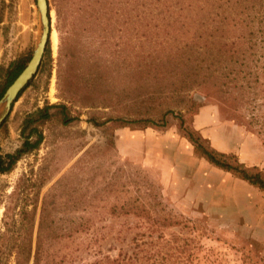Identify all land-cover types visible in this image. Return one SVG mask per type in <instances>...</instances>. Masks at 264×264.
Here are the masks:
<instances>
[{
    "label": "rangeland",
    "instance_id": "obj_1",
    "mask_svg": "<svg viewBox=\"0 0 264 264\" xmlns=\"http://www.w3.org/2000/svg\"><path fill=\"white\" fill-rule=\"evenodd\" d=\"M50 1L49 55L44 53L0 124V154L21 145L25 115L44 104L64 102L74 119L64 124L54 114L39 124V147L0 172V264H14L18 248L13 244L25 237L19 213L33 207V239L42 208L48 211L40 264H90L120 252H138L143 264H264V190L208 162L171 114L164 128L111 119L131 109L152 115L181 110L203 144L264 172V57L220 59L210 69L201 58L197 75L178 92L171 90L177 77L140 73L124 79L110 70L106 82L88 89L86 65L74 59L62 91ZM36 31L35 0H0V79L10 61L29 60ZM153 32L140 28L136 39L141 58L150 53L147 61L170 52L155 51V43L147 41ZM256 70L257 81L249 73ZM121 206L149 209L153 225L132 212L121 213ZM163 218L176 223L159 227Z\"/></svg>",
    "mask_w": 264,
    "mask_h": 264
},
{
    "label": "trees",
    "instance_id": "obj_2",
    "mask_svg": "<svg viewBox=\"0 0 264 264\" xmlns=\"http://www.w3.org/2000/svg\"><path fill=\"white\" fill-rule=\"evenodd\" d=\"M50 2L55 10V28L58 31L57 82L62 91L64 87L60 85L61 81L67 80L69 64L74 59L86 65L84 75L88 89L91 84L99 87L106 82L110 77L107 73L110 70L112 74L124 79L127 77L133 79L140 73H152L156 79L166 76L177 77L178 81L175 79L171 82V90L178 92L197 75L202 59L209 61L208 69H210L215 61L220 59H232L235 63L239 59L248 57H252L255 61L264 57V0H51ZM65 25L67 27L64 29ZM140 28L154 29V36L147 41L155 43V51H159L161 47L169 48L170 52L166 58L159 57L158 61L155 58L147 61L146 58L150 53L145 56L143 54L141 58L138 49L140 45L136 41ZM84 32L91 33L84 35ZM111 33L114 35H109ZM107 34L114 40L111 48L106 45ZM82 36L83 38L85 36L86 44L94 47L93 51L81 42ZM45 54L49 55V46ZM104 55L105 58L102 57ZM25 61L26 57L20 56L10 61L3 70L0 79V97L22 70ZM249 73L253 74L257 81V70ZM54 107L60 109L56 113L51 112ZM54 114H58L64 124L74 119V116L68 113L64 102L44 104L28 112L22 122L23 141L14 152L0 154V172L10 171L22 155L39 147L43 135L38 126ZM168 114L177 118L176 125L182 135L208 162L264 190L262 170L255 167L253 170L249 169L238 161L233 153L218 152L203 144L200 136L185 123L181 110L176 112L172 108H166L159 114L152 115L148 110L140 112L131 109V111L126 110L124 114L116 113L111 119L118 125L164 128L169 123ZM119 211L124 214L132 212L143 217L149 222V226L154 223L149 209L145 207L121 206ZM19 214L25 237L19 244L17 242L13 244L18 248L15 252L14 264L30 262L40 264L44 247V237L41 233L47 227L45 223L47 208H42L35 239H33L35 207L30 210L22 208ZM175 223L169 218H163L159 222V227L172 226ZM149 256L147 260L150 259ZM90 264H143V261L138 252L130 254L120 252L115 256L102 255Z\"/></svg>",
    "mask_w": 264,
    "mask_h": 264
},
{
    "label": "water",
    "instance_id": "obj_3",
    "mask_svg": "<svg viewBox=\"0 0 264 264\" xmlns=\"http://www.w3.org/2000/svg\"><path fill=\"white\" fill-rule=\"evenodd\" d=\"M37 11V31L34 47L29 60L22 70L6 87L0 97V124L9 113L10 108L21 90L37 72L52 30V18L48 0H35Z\"/></svg>",
    "mask_w": 264,
    "mask_h": 264
}]
</instances>
